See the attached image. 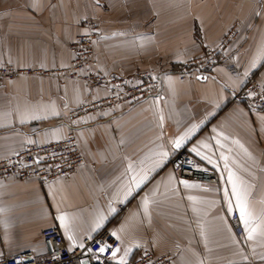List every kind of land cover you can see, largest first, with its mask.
<instances>
[{
	"label": "crops",
	"instance_id": "obj_1",
	"mask_svg": "<svg viewBox=\"0 0 264 264\" xmlns=\"http://www.w3.org/2000/svg\"><path fill=\"white\" fill-rule=\"evenodd\" d=\"M85 18L99 25L95 70L134 81L148 71L160 76V91L78 121L87 163L69 176L46 184L0 180V258L19 252L44 256L41 232L56 226L70 247L107 230L120 241L121 252L112 258L117 264L127 249L126 262L150 250L170 255L175 264H264V236L257 232L247 239L239 219L243 232L235 230L221 159V153L229 156V167L248 188L254 215H264V109L233 99L247 76L264 85V0H0V65L68 66ZM231 28L237 34L229 54L243 64L242 74L221 63L185 77L177 72L181 61L217 46ZM106 93L50 76L21 75L1 83L0 159L35 138L42 143L64 138L69 125L57 120ZM35 122L40 127L32 131ZM181 149L200 166L216 169L219 182L180 179L171 160ZM62 214L71 220L75 243L60 224ZM101 216L106 219L93 231Z\"/></svg>",
	"mask_w": 264,
	"mask_h": 264
},
{
	"label": "built area",
	"instance_id": "obj_2",
	"mask_svg": "<svg viewBox=\"0 0 264 264\" xmlns=\"http://www.w3.org/2000/svg\"><path fill=\"white\" fill-rule=\"evenodd\" d=\"M85 31L80 33L71 43L73 59L62 68H33L0 65V81L13 79L19 74L54 76L63 81L78 80L92 88L106 90L104 96L88 101L68 110L58 122L69 125L68 134L59 140L42 143L36 138L26 142L19 152L0 159V180L20 179L36 180L46 184L57 178L67 177L84 166L86 158L80 148L76 135L77 122L88 115L113 109L119 105L131 104L159 93L161 78L159 75L143 71L137 80H131L118 73H103L94 69L96 63V40L99 25L96 20L85 18L82 22ZM237 34L231 28L227 36L215 47H208L198 56L181 61L177 72L185 77L195 71L221 63L235 75L242 74L244 66L235 61L229 54V46ZM234 100L245 101L253 109H264V85L255 76H247L244 84L234 96ZM39 123H31L34 131ZM171 163L182 180H195L217 184L219 173L216 169L200 166L192 155L181 149L175 153ZM123 208L122 205L119 206ZM235 230L242 234L243 228L238 221V213L232 216ZM45 248L44 256L36 258L33 252H19L0 258V264H117L112 261V250L119 247L120 241L111 236L107 230L96 236H86L82 242L84 247H70L61 230L56 226L47 227L41 232ZM110 244L111 250L99 253L102 244ZM88 249H92L89 251ZM126 264H175L170 255H157L150 250L141 252Z\"/></svg>",
	"mask_w": 264,
	"mask_h": 264
},
{
	"label": "snow or ice",
	"instance_id": "obj_3",
	"mask_svg": "<svg viewBox=\"0 0 264 264\" xmlns=\"http://www.w3.org/2000/svg\"><path fill=\"white\" fill-rule=\"evenodd\" d=\"M253 67H255V63H253ZM53 114L58 115V113H53ZM32 118L41 119L42 117L33 116ZM160 119L161 121H163L162 115ZM187 135L188 134L185 133L184 135L180 136L177 140H175L174 147L180 148L184 140L186 139ZM220 135H223V133H221ZM216 143L220 144V140H217ZM205 147L207 148L209 147V145L205 144ZM192 151L196 152L197 155H203L197 148H193ZM161 155L162 157H164V156H167L168 153H162ZM203 158L208 160L209 163H216V161L212 160L211 157L208 155H203ZM221 159L225 161L224 168L228 170L227 171V181L231 185L230 189L228 188L224 189L225 197L228 198V211L230 212L238 211V219L243 224V228L245 232L247 233V239L249 240L254 239L257 232H259L261 236H264V215L260 217H257L256 215H254L249 205L248 188L245 184V181H243V179L240 176H238L236 172L232 171L231 168L229 167V164H228L229 156L221 153ZM131 167L132 165L130 164L129 168ZM146 178H147L146 176L142 177L139 183H143V180ZM139 183L137 184V186H139ZM182 183L184 184L185 187H196L197 186V185H190L187 181H182ZM189 199H195V198L189 197ZM145 204L147 205V200H145ZM58 219L60 221V224L64 227L65 233L68 235V239L71 240L73 243H75L76 240H75V237L72 235V223H71L70 218L66 214H62L58 217ZM104 219H106V217L101 216L96 222L95 227L92 230L95 231L96 229H99L102 226ZM112 235L115 236L116 233L113 232ZM79 246L84 247L83 243H81ZM111 247L112 246L110 244L105 243L99 247L98 251L99 253H104L106 251L111 250ZM88 250L92 251V249H88ZM130 250L131 249L125 250L124 255L119 257V264H126L125 258L128 256V253ZM120 252H121L120 248H115L114 250H112L111 252L112 258L117 259V255ZM261 259H264V257H261Z\"/></svg>",
	"mask_w": 264,
	"mask_h": 264
},
{
	"label": "rangeland",
	"instance_id": "obj_4",
	"mask_svg": "<svg viewBox=\"0 0 264 264\" xmlns=\"http://www.w3.org/2000/svg\"><path fill=\"white\" fill-rule=\"evenodd\" d=\"M2 65H3V64H2ZM7 65H8V64H7ZM13 66H14V65H13ZM15 67H18V66H15ZM21 75H26V76H38V75L19 74V75L15 76L13 79H15L16 77L21 76ZM43 77H45V76H43ZM50 77H54V76H50ZM54 78H56V77H54ZM57 79H59V78H57ZM9 80H12V79H7V78H5V79H3V80L0 81V84L3 83V82H5V81H9ZM59 80L62 81V82H65V81H63V80H61V79H59Z\"/></svg>",
	"mask_w": 264,
	"mask_h": 264
}]
</instances>
